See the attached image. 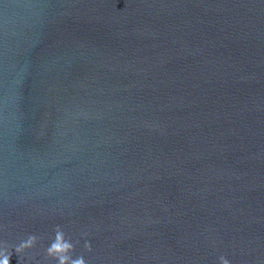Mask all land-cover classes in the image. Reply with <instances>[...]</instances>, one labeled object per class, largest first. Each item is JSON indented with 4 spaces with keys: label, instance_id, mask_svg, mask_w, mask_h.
<instances>
[{
    "label": "water",
    "instance_id": "water-1",
    "mask_svg": "<svg viewBox=\"0 0 264 264\" xmlns=\"http://www.w3.org/2000/svg\"><path fill=\"white\" fill-rule=\"evenodd\" d=\"M57 225L87 264H264V0H0V261L57 264Z\"/></svg>",
    "mask_w": 264,
    "mask_h": 264
},
{
    "label": "clouds",
    "instance_id": "clouds-1",
    "mask_svg": "<svg viewBox=\"0 0 264 264\" xmlns=\"http://www.w3.org/2000/svg\"><path fill=\"white\" fill-rule=\"evenodd\" d=\"M37 243V237L30 235L27 240L22 241L15 249L17 254L22 251L33 248ZM88 250H91V245L87 244ZM75 250V245L66 238L63 229L57 225L55 228V236L52 243L46 249L47 255L54 258L57 264H87L86 260L81 256L73 258L71 253ZM0 264H11V254L8 251H4V258L0 261ZM220 264H231L229 259L225 256L220 257Z\"/></svg>",
    "mask_w": 264,
    "mask_h": 264
}]
</instances>
